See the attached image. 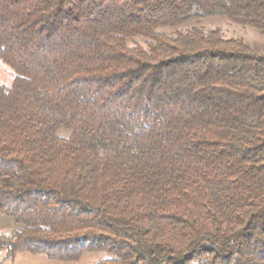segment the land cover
<instances>
[{"label": "trees", "instance_id": "obj_1", "mask_svg": "<svg viewBox=\"0 0 264 264\" xmlns=\"http://www.w3.org/2000/svg\"><path fill=\"white\" fill-rule=\"evenodd\" d=\"M215 15L264 35V0H0L7 260L264 264V48Z\"/></svg>", "mask_w": 264, "mask_h": 264}, {"label": "rangeland", "instance_id": "obj_2", "mask_svg": "<svg viewBox=\"0 0 264 264\" xmlns=\"http://www.w3.org/2000/svg\"><path fill=\"white\" fill-rule=\"evenodd\" d=\"M197 26L206 31L219 30L225 39L243 40L253 46L264 48V35L253 28L244 27L230 22L223 16H210L202 21L196 22ZM143 44L142 40H138ZM15 73L13 70L0 61V87H10L14 81ZM14 229L13 223L0 214V237L5 234L11 237ZM106 258L105 254L92 253L87 254L77 263L57 262L48 259L46 256H35L30 253H21L14 259H6V253L0 251V264H95Z\"/></svg>", "mask_w": 264, "mask_h": 264}]
</instances>
